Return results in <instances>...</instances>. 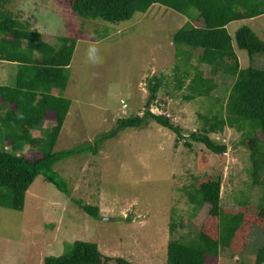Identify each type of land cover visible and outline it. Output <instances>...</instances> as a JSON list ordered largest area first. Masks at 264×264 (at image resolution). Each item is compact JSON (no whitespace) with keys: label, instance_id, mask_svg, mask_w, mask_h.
<instances>
[{"label":"rangeland","instance_id":"obj_1","mask_svg":"<svg viewBox=\"0 0 264 264\" xmlns=\"http://www.w3.org/2000/svg\"><path fill=\"white\" fill-rule=\"evenodd\" d=\"M6 8L24 26L41 31L46 41L58 43L62 36L75 40L63 90L72 101L55 151L94 142L112 131L118 117L142 113L154 77L161 83L150 109L170 115L184 137L150 119L107 136L96 152L85 150L57 161L54 170L66 180L70 193L39 174L28 188L23 209L0 205V264H43L46 254L61 253L75 239L96 241L103 253L138 264H166L170 238L188 240L208 212L209 203L197 207L187 195L201 177L221 178V203L227 208L261 200L264 187L253 182L250 148L242 140L246 131L226 126L222 133L210 132L227 144L223 153L201 141L185 144L192 131L202 129L201 114L224 113L234 81L218 74L210 96L192 99L185 96L188 75L183 88L176 87L193 47L174 42L173 35L188 15L155 2L129 23L116 25L76 13L71 0H10ZM243 24L264 40V13L230 21L227 28L233 38ZM236 51L242 67H264V52L250 59L246 49ZM196 59L192 55V62L209 74V66ZM10 64L0 60V80L15 84L17 69H9ZM189 69L192 75L195 69ZM216 97L222 98L219 103ZM28 146L24 150L32 148ZM74 198L97 204L100 217L87 213ZM245 243L241 251L222 247L218 255L207 257V264L252 263L264 243V228L255 223Z\"/></svg>","mask_w":264,"mask_h":264},{"label":"trees","instance_id":"obj_2","mask_svg":"<svg viewBox=\"0 0 264 264\" xmlns=\"http://www.w3.org/2000/svg\"><path fill=\"white\" fill-rule=\"evenodd\" d=\"M9 1L0 0V60L16 62L18 73L15 84L0 83V205L23 209L28 188L39 174L70 193L66 180L54 170L55 163L85 150L96 152L107 136L124 127H140L154 119L175 131L179 139L184 137L182 127L175 124L170 115L150 109L161 83V78L154 77L149 80L151 94L142 113L132 111L118 117L112 131L101 134L94 142L55 151L72 101L62 92L67 86L75 40L62 36L58 43L46 41L41 31L24 26L7 10ZM155 2L189 17L173 35L174 42L193 47L189 48L184 76H177L176 84L178 89L183 88L189 76L187 98L210 96L217 87L215 76L218 74L234 77L224 113L201 114L205 120L202 129L192 131L185 144L191 147L193 141H201L211 150L223 153L227 144L213 139L210 132L222 133L226 126L246 131L242 140L250 148L251 177L254 184L264 187V67L252 64L242 67L236 51L246 49L252 59L255 54L264 52V40L247 24L236 29L234 38L227 28L234 19L264 13V0H71V6L82 16L100 17L124 25L136 15L144 14ZM35 51L41 53V60L34 57ZM194 54L197 63L209 66V74L192 62ZM189 67L195 69L192 75ZM220 99L216 97L217 103ZM27 146L32 148L24 150ZM187 192L197 207L206 202L210 206L202 225L188 240L170 238L166 264H207V257L218 255L222 247L243 250L245 238L249 237L255 223L264 228V194L257 203L244 201L239 203L238 209L227 208L221 203V178L212 175L201 177ZM74 200L87 213L100 217L97 204ZM111 260L115 264H138L123 256L103 253L96 241L84 239L67 242L57 255L46 254L43 264H110ZM262 263L264 243L257 249L252 263L243 262Z\"/></svg>","mask_w":264,"mask_h":264},{"label":"crops","instance_id":"obj_3","mask_svg":"<svg viewBox=\"0 0 264 264\" xmlns=\"http://www.w3.org/2000/svg\"><path fill=\"white\" fill-rule=\"evenodd\" d=\"M50 41V40H49ZM51 42V41H50ZM51 43H54V42H51ZM34 57L37 59V60H41L42 59V55H41V53L39 52V51H35V53H34ZM5 61H7V60H5ZM7 62H9V63H11L10 65H9V69H14V71L17 69V73H18V65H17V63L16 62H11V61H7ZM71 64H72V62H71ZM70 64V68H71V65ZM4 70V69H3ZM2 78H3V75H2ZM0 83H6V81H3V80H0ZM13 83H14V81H13ZM6 84H9V83H6ZM12 84V83H11ZM68 89V88H67ZM66 89V90H67ZM53 92H55V93H57V90H53ZM63 93H66V91H64V92H62V94ZM68 96V95H67ZM68 115V114H67Z\"/></svg>","mask_w":264,"mask_h":264},{"label":"built area","instance_id":"obj_4","mask_svg":"<svg viewBox=\"0 0 264 264\" xmlns=\"http://www.w3.org/2000/svg\"><path fill=\"white\" fill-rule=\"evenodd\" d=\"M126 102V101H125Z\"/></svg>","mask_w":264,"mask_h":264}]
</instances>
